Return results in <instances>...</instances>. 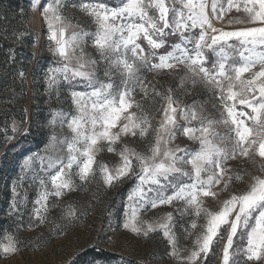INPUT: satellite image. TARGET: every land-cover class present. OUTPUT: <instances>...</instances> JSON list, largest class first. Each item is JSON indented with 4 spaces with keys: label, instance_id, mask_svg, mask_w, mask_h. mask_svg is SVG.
I'll return each mask as SVG.
<instances>
[{
    "label": "snow or ice",
    "instance_id": "1",
    "mask_svg": "<svg viewBox=\"0 0 264 264\" xmlns=\"http://www.w3.org/2000/svg\"><path fill=\"white\" fill-rule=\"evenodd\" d=\"M29 9L46 25L43 91L54 106L43 150L10 185L0 258L19 252L21 231L50 224L58 239L84 227L95 205L62 201L95 183L99 194L128 184L122 209H105L108 231L164 245L138 264H264V0H30ZM0 17V36L15 25L21 43L25 9ZM4 116L5 141L30 134Z\"/></svg>",
    "mask_w": 264,
    "mask_h": 264
},
{
    "label": "rangeland",
    "instance_id": "2",
    "mask_svg": "<svg viewBox=\"0 0 264 264\" xmlns=\"http://www.w3.org/2000/svg\"><path fill=\"white\" fill-rule=\"evenodd\" d=\"M73 15L79 16L80 14L76 10H72ZM232 16L237 15L235 12ZM29 21L28 29L30 36L32 37V53L35 57L42 58L45 66L47 67L51 60V55L48 51L49 41L46 36V25L43 23L42 17L38 12L29 9ZM230 18V17H229ZM94 27V26H92ZM239 27V26H237ZM92 52V49H88ZM146 78L149 81L155 82V78L152 73H146ZM45 76V74H44ZM44 76L40 80L41 83L31 84L32 89L28 92L26 101L27 120L21 122L16 119L19 126L29 129L30 134L27 136L17 134L13 142L18 139H25L28 142L34 143V148H31V152L24 156L22 159L13 158L12 154L4 155V160L0 159V221L8 220L6 215L8 208V201L11 195L10 185L17 179L21 172V164L23 159L34 153L43 150L45 143L48 140V133L50 129L46 126V119L48 117V109L53 107L47 98V94L44 89ZM28 82H31V77L27 78ZM37 85V86H36ZM8 95L5 94V98ZM203 97V93L197 94V98ZM185 102H190L193 97H185ZM5 101H2L3 104ZM0 104V105H1ZM9 106H3L8 108ZM59 107V105H55ZM2 126L4 124H1ZM9 135H12L9 128ZM3 133H0V141L3 139ZM178 142L183 143V138ZM3 153H0L2 155ZM104 160L115 162L116 157L111 154H102L101 157ZM10 161L14 162V167L7 169L3 167L8 165ZM27 182H25L26 184ZM128 184L121 185L118 188L111 189L110 191L99 194L96 191L95 183L86 186L84 190L77 191L65 197L63 202L74 201L77 202V206H87L89 202L95 205L93 211L84 220V227L72 228L66 235H61L58 239L54 237L50 231L52 225L46 224L39 228H35L30 231H21L17 235L22 243L19 245V252L11 257L5 259L0 258V264H65V261L73 254L78 253L76 261L79 256L87 251L94 250L97 253H107L111 256V262L109 264H138L141 260L150 259V254H157L164 252V245L159 241H147L141 242L131 238L129 235L123 232L112 233L106 229L107 217L104 215L105 209H111L113 213L119 212L122 205V195L125 194ZM98 195V202L93 200V196ZM35 191L29 190V200L34 198ZM214 206V205H213ZM169 209H156L153 212L147 213L145 218L153 215H158ZM58 210H54L50 213V217L56 216ZM115 221H113V225ZM5 230L15 231L11 222L5 224ZM194 239V237H193ZM186 246L191 245V240L185 242ZM95 245V247H94ZM212 257H210V260ZM78 264V263H77ZM152 264H170L167 259L159 260L158 258L152 261ZM214 264H219L218 261H214Z\"/></svg>",
    "mask_w": 264,
    "mask_h": 264
},
{
    "label": "trees",
    "instance_id": "3",
    "mask_svg": "<svg viewBox=\"0 0 264 264\" xmlns=\"http://www.w3.org/2000/svg\"><path fill=\"white\" fill-rule=\"evenodd\" d=\"M29 4L30 0H0V10H7L11 8L12 10H17L18 8H24L26 12V19L23 24L24 30L27 35L24 37L21 43H12L14 37H12V27H9V39L5 40L3 36H0V127L1 124H5L4 113H8V123H11L13 118L19 119L21 122L25 120L26 101L28 92L32 89L31 84L41 83L40 80L45 74L46 66L42 61V58L35 57L32 53V37L30 36V31L28 29L29 21ZM2 19V17H0ZM9 49H14L15 61L10 60L12 53ZM23 71L26 74V79L21 82L18 77V73ZM31 77V82H28L27 78ZM37 86V85H36ZM13 90L15 91V103H6L9 97H12ZM5 94L8 95L5 98ZM8 105V108H3V106ZM11 136V134H10ZM31 148H34L33 142H28L25 139H18L13 142V140L5 141L3 138L0 141V159L4 160V155L12 154L13 158L22 159L28 153H30ZM9 163V161H8ZM14 167V162L4 165V169ZM111 256L107 253H97L94 250L87 251L81 254L77 260L78 264H109L111 262Z\"/></svg>",
    "mask_w": 264,
    "mask_h": 264
}]
</instances>
